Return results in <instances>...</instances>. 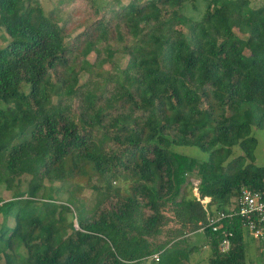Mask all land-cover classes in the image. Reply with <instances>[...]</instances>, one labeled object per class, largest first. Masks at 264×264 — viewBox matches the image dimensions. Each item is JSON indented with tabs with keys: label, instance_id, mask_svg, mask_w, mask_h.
Segmentation results:
<instances>
[{
	"label": "trees",
	"instance_id": "trees-1",
	"mask_svg": "<svg viewBox=\"0 0 264 264\" xmlns=\"http://www.w3.org/2000/svg\"><path fill=\"white\" fill-rule=\"evenodd\" d=\"M191 1L152 0L147 10L128 17L136 43L125 42L127 33H119L126 44L122 52L129 56L125 74L117 79L123 99L119 109L130 117L119 126L131 124L127 110L142 109L156 119L163 114L164 119L161 125L159 116L143 143L137 131L127 134L123 143L133 144L138 153L129 150L130 159L125 153L117 160L132 165L126 179L147 195L148 213L140 209L134 189L118 210L107 207L88 222L73 194L62 188L77 186L76 170L102 178L113 166H107L106 157L82 150L86 136L81 126L91 128L94 122L85 115L88 108H96L93 91L84 96L81 114L62 99L75 98L84 85L79 79L89 74L91 53L117 58L116 36L123 21L111 5L105 11L98 7L81 21L84 31L75 34L79 27L69 28L71 19L59 26L60 19L53 12L45 15L37 2L0 0V28L10 39L0 47V187L12 191L11 200L0 199V262L4 257V264H142L158 254L153 264H190L197 249L189 247L187 236L203 231L210 251L205 264H248L241 220L217 222L221 228L214 231L203 205L186 187L195 173L200 196L210 197L211 217L217 214L212 206L226 212L242 188L264 194V166L254 164V132H264V5L254 9L248 0H210L202 17L188 24L180 11ZM127 6L132 12L126 14L138 8L133 2ZM186 25L189 40L177 30ZM234 28L246 38L235 35ZM98 57L92 66L99 67ZM90 76L85 84H90ZM98 85L102 91L105 83ZM199 98L204 109L195 107ZM100 110V117L107 113ZM166 127L173 135L163 134ZM108 137L102 135L101 144ZM172 146L197 148L206 159L189 158ZM235 147L243 155L227 161ZM23 175L30 178L26 191L20 190ZM45 179L59 182V187H51L39 201ZM55 194L71 197L65 205L45 201L59 198ZM69 206L75 207L78 229L66 220L64 225L61 214L70 212ZM9 220L12 227L7 226ZM228 233L229 249L222 251Z\"/></svg>",
	"mask_w": 264,
	"mask_h": 264
},
{
	"label": "rangeland",
	"instance_id": "rangeland-1",
	"mask_svg": "<svg viewBox=\"0 0 264 264\" xmlns=\"http://www.w3.org/2000/svg\"><path fill=\"white\" fill-rule=\"evenodd\" d=\"M31 2H37L42 7L45 15H49L51 12L54 13V16L58 19H60L59 26H62L64 21H67L68 19H71L70 24H68V27H79L76 29L75 34L78 32L84 31L83 25H80L82 20L84 18H88L92 16L95 13L96 8L103 9V11L106 10V8L111 5L112 9L114 11H117L118 17H120V21H123V24L118 29V34L116 36V39L118 40L119 46H118V54L117 58L114 57V61H111L109 57H107L103 52L99 55V57L91 53L88 56L89 64L92 62H95V59L98 57L99 59V67H95L88 64L89 74L83 73L79 79L82 86L80 87V90L77 93V96L75 98L70 99H62V103H69L71 106L72 111L77 113H83L85 102H84V96L87 92L93 91L94 93V100L96 101V108H88V111L85 115L91 116L94 118L93 125L91 128H88V126H81V129L83 131V135L86 136V143L85 146L82 148L84 150L83 152H89L90 154L95 153L98 156H102L103 158H107L109 160L107 166H113L111 171H106V173L103 175L102 178L92 175L88 176L83 172V169H79L80 171H77L74 173V179L73 181L77 185L75 188L71 189L69 186H64L62 188L63 191H67L68 193H72V197L77 201L76 206H80L81 215L85 220L88 222L93 221L92 219H98V217L104 213L107 209V207H110V209L114 208L118 210L124 199L130 195V190L132 191V195L136 193V197L138 200V204L140 209L144 211L146 214L148 213L147 203L149 199L147 198V195H145L144 192H142V188L136 184L133 180H129L128 177L132 171V165L126 164V161L124 162V165H119L117 160L122 157V154L129 153L128 157L131 158V152L138 153L137 147H135L133 144L129 143H123L125 138L127 137V134L131 132L137 131L139 134V139L142 141H146V139L149 137V135H152V131L155 128L154 124L160 116L159 119H164L163 114H160L159 116L154 117L149 112L148 113H142L145 112L142 109L140 110H134L135 112L132 113L131 110H127V113H130L132 118L131 124H127L124 127H120V121L122 120H129L130 117L125 115L123 117V108H120L119 101L123 102V99L119 96V83L117 82V79L120 74L124 75L123 73L125 69L128 66L129 63V56L128 54L122 52V48L126 45L120 41V35L123 33H127V40L125 42L133 45L136 42L132 40V34L130 33V30L132 29L133 23L130 22L128 17L136 16L139 13L140 9L147 10L150 7V3L152 0H27ZM158 1V0H157ZM164 0H159V2H163ZM250 3V6L254 9H257L264 5V0H248ZM133 2L134 4L138 5L137 10H134L133 13H129L128 11V4ZM210 0H192L191 2L186 3L182 10L180 11L181 17L186 19L187 23H192L194 21H198L208 3ZM128 7L125 9V7ZM132 12V10L130 11ZM135 12V13H134ZM130 15V16H129ZM107 16H113L111 12L107 14ZM120 21L118 23L120 24ZM92 23V22H89ZM115 31L116 27L113 25ZM73 29V28H72ZM178 34L180 37H182L184 40H189V30L187 25L180 26L177 28ZM234 34L238 37H242L243 39L246 38L245 34H242L239 32L238 29L234 28ZM117 32V31H116ZM144 40V38H142ZM10 39L5 34L4 30L0 28V47L3 48L9 43ZM98 63V62H97ZM93 73V75H92ZM91 75V76H90ZM91 77L90 84H85L86 80ZM110 77L115 79V81L108 80ZM98 83L101 85H104V89L101 91L98 88ZM23 90L26 92L28 91V88L26 85H23ZM97 89V90H96ZM96 92V93H95ZM179 94V93H178ZM174 96L171 101H174ZM68 100V101H67ZM55 104L57 103V99L54 98ZM199 103L196 104L197 109L205 108L206 104L202 102V99L199 98L197 100ZM129 106L132 108L131 102L129 103ZM98 107H103L107 110V113L103 116L102 111H98ZM113 107V108H112ZM133 109V108H132ZM162 117V118H161ZM89 120V119H88ZM160 121V123H161ZM133 122V123H132ZM119 123V124H118ZM163 125V121L162 124ZM172 127V125H171ZM169 128L166 127L163 129V134L166 135V133L169 135H173L174 130L169 131ZM174 129V128H173ZM162 131V130H161ZM126 134V135H125ZM102 135L109 136V140L105 141L104 144H101ZM254 136L257 140V146L254 151L255 155V162L254 164L256 166H264V132L258 130L256 133L254 132ZM150 145L147 146L148 151V157H152V155L149 153ZM96 149V150H95ZM172 149L178 153H181L183 155L188 156L189 158H195L197 160H205L206 154L200 152L197 148L193 147H177L172 146ZM86 150V151H85ZM130 150V151H129ZM146 151V152H147ZM243 155V152L238 148L235 147L232 149V153L227 159V161H230L238 156ZM135 159V156H134ZM133 161V158L131 159ZM248 162V161H247ZM130 170V171H129ZM4 176H7L6 173L3 174ZM2 176V175H1ZM99 178V179H98ZM20 185L22 191H26L28 188V184L30 181L29 176L23 175L19 178ZM188 186L186 189L188 192L198 199L200 203L207 205L209 207L210 204V197H201L200 196V189H201V182L200 179L196 176L195 173L190 174L189 178L187 179ZM18 183H14V185H17ZM43 189L39 192V201H44L45 197L43 195H48L50 193L51 187H59V182L52 183L48 179H45L42 183ZM74 187V186H73ZM190 189V191H189ZM44 191V192H42ZM140 191V192H139ZM144 194V195H143ZM57 195V194H55ZM54 200H45L46 202H49L51 205L57 206V205H65L67 199L71 197V195L68 194H59ZM12 198V191L4 190L2 187H0V199L2 201H9ZM40 203V202H39ZM202 204V205H203ZM1 205V203H0ZM39 205V204H38ZM41 205V204H40ZM70 212L62 213L61 217L64 219V225L66 226L67 222L74 223V226L76 229L79 228L77 225V216L75 213V207L69 206ZM215 209L214 206L211 207V210ZM45 212V210H42ZM59 211V210H58ZM57 211V217H60V211ZM3 210L0 212V228H2V224L4 222V215L2 214ZM35 215L42 216L43 214L40 212H35ZM59 215V216H58ZM66 220V221H65ZM10 221V220H9ZM2 225V226H1ZM14 225L13 221H10L7 226L12 227ZM69 232V231H68ZM162 237V236H161ZM158 238L156 241H159L162 238ZM188 245L190 248L196 247V251L190 256V264H205V260L209 255V249L204 246L205 239H204V233L203 231H198L194 234L187 236ZM244 242H245V248H246V257L248 259V264H264V241L263 240H255L253 239L249 234L244 233ZM19 252L21 254H25V249L23 247L19 248ZM0 264H4V257H2ZM142 264H153L152 257L146 259L143 261Z\"/></svg>",
	"mask_w": 264,
	"mask_h": 264
},
{
	"label": "built area",
	"instance_id": "built-area-1",
	"mask_svg": "<svg viewBox=\"0 0 264 264\" xmlns=\"http://www.w3.org/2000/svg\"><path fill=\"white\" fill-rule=\"evenodd\" d=\"M203 208L207 214L208 225H212L214 231L221 228L220 225H216L217 222L238 217L241 220V227L244 231H246L247 234H249L255 240L264 241L263 193L250 190L248 188H242L239 195L234 200L232 207H230L226 212H223L221 210L216 211V209H213L214 212H217L215 217L210 216L207 205L203 204ZM225 236L226 238H224L220 244V248L222 251H227L229 249L228 238L231 237L232 234L228 233ZM152 259L158 262V254H154L152 256Z\"/></svg>",
	"mask_w": 264,
	"mask_h": 264
}]
</instances>
